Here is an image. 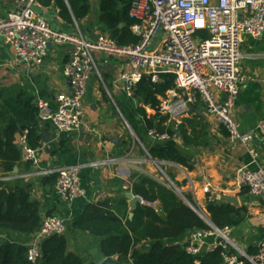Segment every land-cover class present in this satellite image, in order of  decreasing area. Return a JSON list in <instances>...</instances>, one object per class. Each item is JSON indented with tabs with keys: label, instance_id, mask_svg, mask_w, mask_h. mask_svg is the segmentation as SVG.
<instances>
[{
	"label": "crops",
	"instance_id": "crops-1",
	"mask_svg": "<svg viewBox=\"0 0 264 264\" xmlns=\"http://www.w3.org/2000/svg\"><path fill=\"white\" fill-rule=\"evenodd\" d=\"M100 1L90 0V14L80 25L87 38L93 39L102 33L98 27ZM16 5L17 0H0V18L14 10ZM37 14L58 31L72 33L75 30V24H68L61 17L55 3L50 6L39 4ZM243 39L241 50L244 57L240 67L249 81L240 91L234 114L242 130L250 131L264 120V36L260 40ZM70 53L69 45L51 44L44 65L29 67L15 60L12 48L0 37V108L6 117L3 128L9 133L16 130L12 133L16 143L24 128H36L41 141L37 152L38 167L28 170L24 162L18 164L17 180L33 184L34 198L41 202L45 214L66 219L68 228L65 235L69 250L89 263L101 264L106 257L98 249L99 241L75 230L72 223L82 215L88 204L104 202H109L119 218L129 219L131 205L126 195L132 193V176L138 169L141 173L146 172L128 163V158L132 153H138L139 148L127 141L125 126L138 136L142 151L148 158V147L155 143L147 135L146 123L137 111V101L127 98L123 91L124 84L120 78L128 69V62L101 54L95 55L97 70L88 83L80 131L60 134L51 122L40 120L37 113L32 119L26 106L36 110L41 100L55 105L59 94L71 91L70 82L63 74ZM146 111L149 117L155 115L150 108H146ZM182 126L190 144H185L181 134L178 141L170 144L189 159L191 169L164 163L180 169L181 174H171L180 184V191L190 194L194 206L205 210V213L208 199L224 201V198H236L237 207L247 210V219L241 226L231 228V240L246 252L249 249L257 250L259 242L264 240V203L239 184L237 171L242 167L264 168V140L257 138L252 144L259 155L257 162H254L245 146L228 144L227 132L214 125L202 102L185 117ZM132 157L143 158L140 155ZM77 165L82 166L80 179L87 195L73 201H62L54 186H43L40 181L42 177L33 175L40 169ZM5 175L0 164V180ZM206 188L209 190L206 191ZM189 235L187 233L170 243L183 245ZM206 243L204 252H209L213 249V240Z\"/></svg>",
	"mask_w": 264,
	"mask_h": 264
},
{
	"label": "built area",
	"instance_id": "built-area-1",
	"mask_svg": "<svg viewBox=\"0 0 264 264\" xmlns=\"http://www.w3.org/2000/svg\"><path fill=\"white\" fill-rule=\"evenodd\" d=\"M38 5V0H17L16 8L0 18V37L12 48L15 60L29 67L44 65L50 44L71 47L70 59L63 69L71 91L59 94L55 105L46 100L37 103L38 118L51 122L58 133L71 134L82 128L83 101L91 75L97 70L95 55L101 54L128 62L120 79L130 99H134L136 86L144 75H150L152 83L160 81L161 73L174 75V88L152 110L168 118L165 126L171 129L147 130L154 143L168 144L180 139V127L199 96L214 125L227 132L228 144L245 146L257 162L259 155L252 144L257 138L264 140V120L254 130L244 131L234 110L242 87L249 81L240 67L243 38L260 40L264 36V0H133L129 18L138 43L128 46H120L102 33L87 38L76 22L72 33L58 31L37 14ZM204 32L206 38L195 37ZM28 135L29 129L24 128L17 143L23 162L38 167V150L30 147ZM81 169V165L40 169L33 175H56L57 196L62 201H73L87 195L81 184ZM17 178L13 174L1 181ZM237 180L264 203L263 167H242L237 171ZM67 228L66 219L60 216L44 217L40 228L24 242L28 260L36 264L41 258L42 243L52 236L65 235ZM230 234L229 227L221 230L211 226L210 230L190 233L184 248L188 254L200 256L206 242L213 240L212 248L222 249L224 264H264V240L259 242L257 253L249 255L232 242ZM4 240H9V235L0 232V241Z\"/></svg>",
	"mask_w": 264,
	"mask_h": 264
},
{
	"label": "trees",
	"instance_id": "trees-1",
	"mask_svg": "<svg viewBox=\"0 0 264 264\" xmlns=\"http://www.w3.org/2000/svg\"><path fill=\"white\" fill-rule=\"evenodd\" d=\"M43 6L55 3L61 17L68 24L80 27L91 11L90 0H38ZM133 0H101L99 30L108 35L120 46L136 45L138 38L132 34V20L129 10ZM160 81L151 82L150 75H144L137 84L134 99L137 101L138 114L144 119L147 129H157L164 132L168 118L157 112L148 116L146 108L156 110L160 98L174 88V75L159 74ZM201 100L197 96V104ZM32 119L37 113L31 106H26ZM190 111V112H191ZM5 113L0 108V164L3 171L11 176L18 164L23 162L22 152L12 134L5 131ZM184 122V121H183ZM183 125V124H182ZM183 126L180 134L186 145L190 142L185 138ZM30 147L38 150L41 147L40 137L36 128H28ZM151 158L176 164L191 169L189 159L170 143L148 147ZM25 163V162H24ZM28 170L32 163L26 162ZM179 188L174 177L167 174ZM161 176V175H160ZM57 176L40 178L45 187L54 186ZM131 191L140 196L143 203H139L134 210L133 220L127 217L119 218L109 205V202L88 204L82 215L72 223V227L91 238L97 239L98 249L106 258H114L121 264H224L221 256L222 249L215 247L200 256H193L186 252L184 244H171L187 233L210 230L208 224L184 200L170 188L168 182L162 183L154 176L146 173H134L131 179ZM185 198L195 205L192 196L184 193ZM157 203L154 207L152 204ZM211 224L221 230L226 227L237 228L247 219V210L224 201L208 199L204 214ZM52 216L42 211L41 202L34 198L33 184L15 179L0 180V232L7 233L9 240L0 241V264H33L28 260V247L25 239L33 235L41 226L44 217ZM18 237V238H14ZM249 255H255L257 250L249 249ZM36 264H94L84 260L80 255L69 250L66 235L47 238L41 245V258ZM246 264H251L246 262Z\"/></svg>",
	"mask_w": 264,
	"mask_h": 264
},
{
	"label": "rangeland",
	"instance_id": "rangeland-1",
	"mask_svg": "<svg viewBox=\"0 0 264 264\" xmlns=\"http://www.w3.org/2000/svg\"><path fill=\"white\" fill-rule=\"evenodd\" d=\"M195 37H203V38H206L207 36H206V33L204 32V33H198ZM159 39V37L156 39V40H158ZM197 39V38H196ZM125 132H126V137H127V141L129 142V141H131V143L132 144H134L137 148H139V152L138 153H136L135 152V154L134 153H132L131 154V158H128L129 159V161H128V163L130 162L131 164H133V165H135V166H137V167H139V168H141V170H143L144 172H146L147 174H149V175H151V176H154L155 178H157L159 181H161L162 183H164V182H166L167 180H166V178H165V176H163V174H161V171L159 170V168L153 163V162H150V161H148V157L143 153V151H142V146L140 145V140L136 137V135H134V132H132L129 128H128V126H125ZM140 138V137H139ZM140 139H143V137L142 138H140ZM134 155H140V156H142L143 158H135L134 159V157H132V156H134ZM127 159V160H128ZM137 160H143V161H140V162H138ZM161 168L163 169V171L165 172V174L167 175V174H172V172H175L176 174H181V171H180V169H178V168H176V167H169L167 164H162L161 165ZM138 169V168H137ZM135 172H136V170H135ZM137 172L139 173L140 172V170L138 169L137 170ZM141 173V172H140ZM161 175V176H160ZM167 177L169 178V176L167 175ZM170 179V178H169ZM172 181V180H171ZM171 187V186H170ZM179 188V187H178ZM180 190H181V188H179ZM203 211V214H205V210H201V212ZM230 238H231V236H230Z\"/></svg>",
	"mask_w": 264,
	"mask_h": 264
},
{
	"label": "water",
	"instance_id": "water-1",
	"mask_svg": "<svg viewBox=\"0 0 264 264\" xmlns=\"http://www.w3.org/2000/svg\"><path fill=\"white\" fill-rule=\"evenodd\" d=\"M51 45V44H50ZM71 85V84H70ZM135 135V134H134ZM148 161L153 162L161 171V174H163V176H165L169 186H171L170 188H172L183 200L184 202L191 207L198 215H200L208 224H210L211 226H213L211 224V222L209 221V219L203 214V212H201V210L199 208H197L196 206H194L193 204H191L184 196V194L176 187L175 183L173 181H171V179H169L167 177V175L165 174V172L163 171V169L161 168V165L166 163V162H162V161H158L155 160L153 158H151V156H149ZM14 175L18 174V168L16 167L13 171ZM127 199L130 201V205H131V212L129 215V219L133 220L134 218V210L136 208V206L142 202V198L140 196H136L133 193H128L126 195ZM224 201L227 203H231L234 206H238V202L236 198H224ZM101 264H121L119 263L116 259L114 258H106Z\"/></svg>",
	"mask_w": 264,
	"mask_h": 264
}]
</instances>
